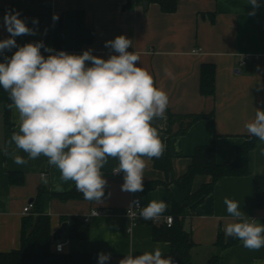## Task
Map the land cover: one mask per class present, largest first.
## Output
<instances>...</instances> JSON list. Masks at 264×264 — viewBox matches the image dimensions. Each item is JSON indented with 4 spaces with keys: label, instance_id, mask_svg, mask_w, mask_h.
Masks as SVG:
<instances>
[{
    "label": "crops",
    "instance_id": "obj_1",
    "mask_svg": "<svg viewBox=\"0 0 264 264\" xmlns=\"http://www.w3.org/2000/svg\"><path fill=\"white\" fill-rule=\"evenodd\" d=\"M148 4H145V2ZM255 9L247 0H178L174 11L165 10L157 0H0V40L10 37L4 25L5 13L18 12L19 18L35 30V35L15 37L17 47L5 49L10 58L24 40L43 42L53 49L50 54L66 51L92 54L104 59L117 54L105 47V42L124 35L132 41L128 51L139 55L137 66L146 69L154 78L155 86L169 96L164 117L153 121L168 152L170 114L189 116L205 114L183 135L174 136L170 143L173 155L172 172L154 166L147 161L143 184L162 181L157 188L137 193L121 190L123 173H114L118 161L110 158L102 169L107 180L102 203L85 200L84 197L63 201L52 193H63L75 188L73 182H62L60 172L47 163L43 156L28 159L27 154L16 149L15 155L28 162L17 164L13 155H5L12 134L18 130V113L10 108V118L5 119L6 106L0 101V252H10L21 247L23 220L34 215L24 208L40 201L43 213L50 216L54 233L64 222L61 252L70 254H110L105 264H119L131 252L134 256L160 248L165 257L171 252V243L154 239L155 225L138 220L131 227L125 215L126 208L139 197L144 206L151 200H163L171 214L172 200L168 192L181 204L184 199L175 180L186 173L192 162V154L199 146L215 140L216 159L219 163H234L236 147L250 135L244 125L255 118L257 109L264 110V0ZM83 12L86 29L93 32V41L81 49L75 48L77 13ZM53 14L61 18L64 26V42L61 49L53 44ZM38 23L34 24L33 20ZM198 50V52H195ZM41 48V53H45ZM49 53V52H48ZM0 62L5 58L0 55ZM89 64L91 62H86ZM205 64L215 67V93L205 95L201 91L202 68ZM179 122H176V126ZM15 145L8 147L13 152ZM250 173L245 176H225L216 183L214 192L207 196L193 211L186 209L185 228L192 234L195 247L193 264H209L217 252L215 243L220 231L224 232L232 217L227 213L224 199L238 201L241 210L250 218L264 224V209L254 205L255 178L264 176V142H257L249 155ZM212 180L209 175H198L193 190ZM63 190L58 191L57 185ZM44 191L40 196V191ZM110 194V195H109ZM100 214L85 217L91 211ZM77 216L90 226L86 239L69 238L68 218ZM225 233V232H224ZM53 236V235H52ZM175 261V260H173ZM264 264V247L251 251L240 241L227 250L220 264ZM99 264V261H98Z\"/></svg>",
    "mask_w": 264,
    "mask_h": 264
},
{
    "label": "clouds",
    "instance_id": "obj_2",
    "mask_svg": "<svg viewBox=\"0 0 264 264\" xmlns=\"http://www.w3.org/2000/svg\"><path fill=\"white\" fill-rule=\"evenodd\" d=\"M247 3L253 6L249 15H254L259 0ZM58 19L53 14V21ZM4 25L10 37L0 40V52L17 47V36L35 35L18 12L5 13ZM130 46L132 41L119 35L105 42V47L117 53L108 59L91 50L79 55L58 51L45 57L41 48L49 53L53 49L41 41L18 47L0 62V87L9 94L12 103L8 107L17 111L19 119L5 155H13L17 164L28 161L15 155L16 149L28 159L45 157L59 170L62 182H73L85 200L96 204L105 197L107 180L102 169L110 158L116 159L118 167L113 172L124 174L121 190L142 192L147 161L159 159L166 149L153 121L164 117L169 96L155 86L146 69L137 66L140 57L128 51ZM244 127L264 142V110L257 109ZM12 144L15 149L9 153ZM56 187L63 190L59 184ZM131 204L140 208L144 220L158 218L168 207L163 200H151L142 208L138 198ZM224 204L233 218L224 227L225 236L238 239L251 251L264 247V224L246 215L238 201L226 197ZM109 259L110 254H99V264ZM119 264H173V260L156 248L136 256L129 252Z\"/></svg>",
    "mask_w": 264,
    "mask_h": 264
},
{
    "label": "trees",
    "instance_id": "obj_3",
    "mask_svg": "<svg viewBox=\"0 0 264 264\" xmlns=\"http://www.w3.org/2000/svg\"><path fill=\"white\" fill-rule=\"evenodd\" d=\"M143 0H131L141 2ZM167 11H174L178 0H157ZM93 32L84 27L83 12L79 11L76 18L75 48L81 49L85 44L93 41ZM64 42V26L60 18L54 28L53 44L57 49H61ZM45 57L50 53H42ZM201 91L205 95L215 93V67L211 64H205L202 68ZM0 101L6 106L5 119L10 118V108L12 101L9 94L0 87ZM206 117L205 114L177 116L170 114L171 125L168 129V152L159 159L153 158L154 166L160 168L169 175L172 172L173 155L170 151V143L174 136L185 134L188 129L198 120ZM176 122L179 124L176 126ZM258 138L250 136L242 145L236 147L237 160L234 163H219L216 159L215 140L206 145L199 146L192 154V162L184 175L175 180V184L181 193L184 202L181 204L174 199L168 192L172 200L171 214L174 216V222L169 227L166 224L155 225L154 239L167 241L171 243L172 260L179 264H193L192 250L195 243L192 234L185 228L186 209L191 207L194 211L203 200L214 192L216 183L225 176H245L250 173L249 155L256 147ZM198 175H209L212 180L203 184L198 190H193L194 180ZM165 184L162 181H150L144 184V190L150 191L159 185ZM106 190V188H105ZM44 191H40V196ZM63 201L81 198L83 194L76 188L63 193H52ZM35 205V214L26 217L23 220L22 243L19 249L10 252H0V264H98V257L90 254H70L58 252L55 249L57 242L53 243V233L51 229L50 216L43 213L40 207V201L33 203ZM254 205L256 208L264 209V176L255 178ZM67 231L70 239H86L90 234V226L87 222L77 216L68 218ZM240 241L232 237H226L225 233L220 231L215 246L217 252L213 255L209 264H220L223 254L237 245Z\"/></svg>",
    "mask_w": 264,
    "mask_h": 264
},
{
    "label": "built area",
    "instance_id": "obj_4",
    "mask_svg": "<svg viewBox=\"0 0 264 264\" xmlns=\"http://www.w3.org/2000/svg\"><path fill=\"white\" fill-rule=\"evenodd\" d=\"M27 43H30L28 40H24L22 42V45H25ZM66 52V51H65ZM195 52H198V50H195ZM0 55L4 58L8 57L9 56V52L8 51H3V52H0ZM119 174V173H117ZM139 199L140 201V206L141 208L144 207L141 199L139 197H136L135 199ZM134 199V200H135ZM33 208V203H30L28 204L25 208H24V212L25 213H28L31 211V209ZM100 212L99 211H96V210H93L91 211L90 214H88L86 217H85V221H89L90 220V216H96V215H99ZM125 215L129 218L130 220V223H131V227L137 223L138 220H144L141 218L140 216V208H136L134 207L132 204L130 206H128L126 208V211H125ZM144 221H147V222H150V223H153V224H166L167 226H171L174 222V216L172 214H161L158 218L156 219H153V220H144ZM58 246H59V250H58ZM55 249L58 251V252H61L63 250V244L62 243H57L56 246H55ZM173 264H179L178 261H173Z\"/></svg>",
    "mask_w": 264,
    "mask_h": 264
},
{
    "label": "water",
    "instance_id": "obj_5",
    "mask_svg": "<svg viewBox=\"0 0 264 264\" xmlns=\"http://www.w3.org/2000/svg\"><path fill=\"white\" fill-rule=\"evenodd\" d=\"M145 4H148V2L146 1ZM66 226H67V222L62 223V225L53 233V239L55 241L61 240L62 233L65 230Z\"/></svg>",
    "mask_w": 264,
    "mask_h": 264
}]
</instances>
